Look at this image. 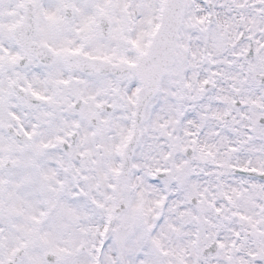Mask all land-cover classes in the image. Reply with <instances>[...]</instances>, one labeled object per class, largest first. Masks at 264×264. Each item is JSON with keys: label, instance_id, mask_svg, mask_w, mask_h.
<instances>
[{"label": "snow or ice", "instance_id": "6c2138e0", "mask_svg": "<svg viewBox=\"0 0 264 264\" xmlns=\"http://www.w3.org/2000/svg\"><path fill=\"white\" fill-rule=\"evenodd\" d=\"M0 264H264V0H0Z\"/></svg>", "mask_w": 264, "mask_h": 264}]
</instances>
